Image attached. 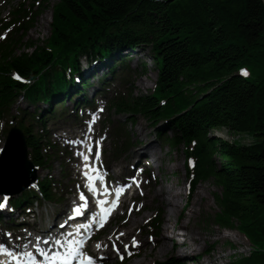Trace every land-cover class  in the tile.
<instances>
[{
  "label": "trees",
  "instance_id": "16d2710c",
  "mask_svg": "<svg viewBox=\"0 0 264 264\" xmlns=\"http://www.w3.org/2000/svg\"><path fill=\"white\" fill-rule=\"evenodd\" d=\"M49 1L40 10H50L51 15L45 41L26 37L32 19L0 46V111L18 95L37 102L47 101L53 91L70 90L57 66L78 71L82 56L148 49L157 89L153 95L113 101L116 112L128 119L143 117L154 128L164 122L174 134L173 145L196 142L194 185L209 181L219 190L214 195L217 225L227 230L236 223L254 245L252 238L264 240L262 1L57 0L51 7L45 5ZM240 67L249 71L247 77L238 75ZM11 71L30 84L14 81ZM159 99L166 100L164 106ZM209 129L247 134L253 141L240 145L209 138ZM122 130L118 128V135ZM27 135L34 164L48 166L40 141L29 131ZM49 183L40 185L46 199L52 196ZM256 249L250 257L228 264H264V250ZM161 264L180 262L169 259Z\"/></svg>",
  "mask_w": 264,
  "mask_h": 264
},
{
  "label": "rangeland",
  "instance_id": "374dc122",
  "mask_svg": "<svg viewBox=\"0 0 264 264\" xmlns=\"http://www.w3.org/2000/svg\"><path fill=\"white\" fill-rule=\"evenodd\" d=\"M13 2V4L20 2V0H10ZM57 0H50L49 6L51 7L53 4H55ZM6 14L5 10L1 12V16H4ZM50 12L49 10H46V12L38 15V18L36 19V24L33 26L32 30L27 33V37H29L32 40H46L49 37L50 34ZM30 51V50H29ZM138 54V55H134ZM130 56H132V66H130V71H132V76L130 79L133 88L135 89L132 93L133 96L138 94H150L152 85L156 82V71L153 66V63L151 61V55L148 49H138L135 50V52L130 53ZM142 64H146L147 71L143 75H139L143 71ZM84 65V59L81 60L80 66L83 67ZM101 80L98 84H101ZM112 87V85H109ZM107 95V93L105 94ZM98 96L103 97L102 94H98ZM71 105L66 109H60L57 110V114H61L62 112H65L63 116L57 117L56 120L47 123V133H43L45 135L44 139L49 140L50 142L54 143L55 149L50 152V150L47 149L49 153H56L52 155V161L51 162V173L53 174L54 180L56 183H59L57 186L58 193L61 198L60 201H54L57 204H44L46 206H50L55 209H51L52 211L63 209L66 212L68 210V206L70 204V201L74 198V191L75 189L72 187L73 183L70 179L64 178V172L70 171L69 168V160L68 156L66 154V147L55 137L54 131L59 128H67L71 125L75 124H81L82 122L80 120H76L72 123V118L67 120V116L71 111ZM42 109V107H41ZM18 110H26L28 114L34 113L35 108L34 106H29L25 101H22L21 99L18 100L16 103H14L13 107L11 108V113L14 115L17 113ZM108 114L111 116L112 119H117L114 110L109 109ZM121 121H124L125 118L123 116L119 117ZM31 120V117L29 115H26L24 118V121L26 125H29V121ZM8 119L0 120V147L2 146L4 139H5V132L4 127L5 123H7ZM32 121V120H31ZM41 125H37L36 123L31 126V129L36 133L37 129H39ZM100 124V128H101ZM141 126H143L144 130H141ZM160 131L166 130V127H163L161 124L158 125ZM7 129V128H6ZM105 130V129H104ZM127 130L129 132V136L131 138V141L135 145H145L146 143H153L154 145V153L155 156L151 157V150L149 148H145V146H142L141 148H138L136 150L129 149L127 152H125L118 160L117 162H113L110 160V153L112 152L113 147L111 146V142L107 141L106 149H105V161L112 168V171L115 169V171L118 173L120 170L122 172H125L126 174H130L131 171L129 169V165H131L132 157H134L135 154L141 153V152H148V155L150 156V161L154 160V164L151 168V171L149 172L148 179L149 181H152V179H156L157 184H161L160 187L158 186L156 189L163 188L164 190H174L178 191L181 194V200L180 205H183V208L181 210V214H189L188 217L190 220V226L194 228L195 231H197L201 237L202 240H198L197 243L193 244L194 247L198 248V251L195 252L193 255H191L189 258H182L178 254V243L177 240L172 242L168 236H172L170 231L166 232L163 231V226L165 225V219L166 215L168 214V209L165 201L160 200L158 197H155V200L152 202L150 200L151 198V192L147 193V196L143 199L137 198L138 204H144V210L142 213L137 214V211H135V208L132 209L130 213L124 214L123 217H120L119 215L116 216V219L112 221L111 226L106 231L105 237L110 238L112 235V232L116 230V236H120V232L123 233V224L124 221L127 222V225L125 226L126 229H129V233L126 235V238L123 239L124 242H126L129 237L137 235V233H140L141 230L145 229L144 224L148 220V218H151L152 214L155 210L160 209L161 210V217H162V225L159 229V235L163 236L166 241V251H156L157 245L155 244V240L150 243L148 241V238L142 233L140 236L146 244V248H143V246L140 248V256L134 260H131L125 264H151L153 261L156 262H162L165 260H169L171 258H175L181 262V264H200L195 262V256L198 255L203 249L207 248L209 245L214 244V247L212 248V253L210 256L213 258L216 264H228L232 261H240L244 258H248L251 256V254L256 251V248H259L261 251L264 250V240H255L252 238V241L255 243L251 244L249 243L245 236L240 233L239 229L237 228V224L233 223L232 227L227 230H223L221 227L217 225L218 215H219V208L217 207V204L214 200V195L219 193V190L212 185L211 182L206 181L205 183H199L194 188V193L192 198L189 200L186 209L184 208L186 206V199L183 196L185 194L184 190V183L185 181V154H184V146L183 144H180L177 147L172 146L168 140H166L168 137H173V133L169 132L167 135L162 134L161 136H157V132L151 127L150 123L146 121L144 118L138 117L135 120V124L130 126H127ZM78 130L70 131L71 133H76ZM102 133V130L100 131ZM40 133V132H39ZM216 136H219L223 139H229L232 141V143H239L240 145H248L253 141V138L250 135L244 134V135H231L229 133H225L224 130H218L213 132ZM47 152V153H48ZM46 153V152H44ZM65 168L63 171H61V166ZM119 166V167H118ZM173 166V169H170ZM118 167V168H116ZM49 173L48 171L43 172V177L46 176V174ZM152 173V174H151ZM71 179H75L73 175H71ZM149 184V182H148ZM151 185V184H150ZM155 186V185H154ZM150 186V190L155 192V187ZM200 195V196H199ZM57 205V206H55ZM194 208V213H190L188 211L189 206ZM42 212L46 211L44 206H42L41 209ZM126 213V212H125ZM179 211L175 212V214L172 216V222H176L177 224L181 223H187V219H179V216L181 215ZM182 217V216H181ZM264 217V213H263ZM128 218H131V220H137L136 224L133 228H131V220ZM147 219V220H146ZM264 219V218H263ZM145 222V223H144ZM176 230V229H175ZM150 231V230H149ZM178 231V230H176ZM186 233L185 230H179V233ZM187 234V233H186ZM230 234H236L238 236V241H234L231 236H228ZM114 235V236H115ZM190 236V235H189ZM204 239V240H203ZM95 247V246H94ZM113 255V254H112ZM223 258V259H221ZM217 259V260H215ZM106 264H117V260L115 258H109V260L106 262Z\"/></svg>",
  "mask_w": 264,
  "mask_h": 264
},
{
  "label": "snow or ice",
  "instance_id": "6c2138e0",
  "mask_svg": "<svg viewBox=\"0 0 264 264\" xmlns=\"http://www.w3.org/2000/svg\"><path fill=\"white\" fill-rule=\"evenodd\" d=\"M4 36L0 35V39H3ZM241 74L247 76L248 72L246 69H241ZM13 78L18 81H22V77L19 74H13ZM102 111V109H101ZM95 117L92 118V122H94ZM92 131L91 123L87 125V131L83 134V138L81 140L70 141V143L82 145L83 150H78L76 155L81 158L83 161L82 169H83V177L86 180L85 187L87 191L91 193V197L86 196L84 192L79 193V201L80 203L75 204L71 209V216L69 219H74L75 217H79L81 215H87V211H89V204L91 203L92 198L95 199V207H98V214L93 212L92 214V223L81 225V228H90L97 221L98 217V226L103 227V225L107 222L109 215L112 211L117 207L119 203V197L124 192L123 187H116L111 190L106 186L105 175L100 172L98 167L94 163H90V160L98 161L100 157V152L97 150L93 153V144L90 141V137H88L87 133ZM98 141L96 144L98 145ZM191 164V161H189ZM99 185V187H98ZM80 187V186H78ZM111 194H114V198L109 200L107 197ZM99 197H104L100 199ZM6 197L3 201H0V209L5 208L6 206ZM63 227V225H61ZM10 235V234H9ZM71 233L68 234L67 237L62 241L57 238L53 241L45 240L44 244L46 246L55 245L62 249L61 251H53L49 253L44 251V249L40 248L38 244H33L32 247L34 250L39 253L40 256L43 257L42 264H73L74 260L78 261V264H93V258L91 256L85 255L81 249L84 246V239H73L71 238ZM123 235V233H120ZM41 238L39 236L36 237V240L39 241ZM132 246H136L138 241L133 237L132 238ZM96 247L99 249L101 247L100 244H97ZM107 247V245H105ZM115 249L116 246L112 245ZM128 245H124L125 251L127 250ZM117 251H119L117 249ZM0 256L6 257L4 260H0V264H38L36 257L31 251H19L17 249H12L11 247H7L5 243H0ZM123 259V256H121Z\"/></svg>",
  "mask_w": 264,
  "mask_h": 264
},
{
  "label": "bare ground",
  "instance_id": "6f19581e",
  "mask_svg": "<svg viewBox=\"0 0 264 264\" xmlns=\"http://www.w3.org/2000/svg\"><path fill=\"white\" fill-rule=\"evenodd\" d=\"M91 71V70H90ZM141 130H144L143 126L140 127ZM227 133V132H225ZM231 135H235V136H239V135H244V134H231ZM221 138V137H220ZM223 139V138H222ZM225 140V139H224ZM225 141H228L229 143H232L231 140L226 139ZM142 146H145V148H149V150H151V157L155 156L154 153V145L153 143H146L145 145H141L139 146V148H141ZM138 149V148H136ZM150 155V154H149ZM148 152H144L142 154L139 155V157H148ZM150 157V156H149ZM152 163V161L150 162ZM154 160H153V164H154ZM173 169V166L170 168ZM40 172H37V175H39ZM160 187V186H159ZM200 196V195H199ZM155 197H158L160 200L165 201L166 205H167V209H168V214L166 215V219H165V225L163 226V231H170L172 236H168L169 239L174 242L177 240L178 243V254L180 255V257L182 258H189L191 255H193L195 252L198 251L197 247H194L193 244L197 243L198 240H202L201 235L194 230V228L192 226H190V218L188 217L189 214H181V210L183 208V205H180V201L181 200V194L178 191H174L171 189L168 190H164L162 187L159 189H156L155 192ZM192 207L189 206L188 211L190 213H194V206L191 205ZM179 211V213L181 214L180 216L181 219H187V223H181V224H177L176 222H172V216L175 214V212ZM137 220H131V224L130 226L133 225H137L136 224ZM178 231H176V230ZM179 230H185L186 233H179ZM190 235V236H189ZM228 236H231L233 238L234 241H238V236L236 234H230ZM204 240V239H203ZM157 243H158V247L156 251H166V241L164 239V237H159L157 238Z\"/></svg>",
  "mask_w": 264,
  "mask_h": 264
},
{
  "label": "water",
  "instance_id": "95a60500",
  "mask_svg": "<svg viewBox=\"0 0 264 264\" xmlns=\"http://www.w3.org/2000/svg\"><path fill=\"white\" fill-rule=\"evenodd\" d=\"M264 6V0H261ZM0 176L7 186H14L19 176L25 181L19 189L26 188L34 179L33 166L27 160L25 142L19 130L13 129L0 158Z\"/></svg>",
  "mask_w": 264,
  "mask_h": 264
}]
</instances>
